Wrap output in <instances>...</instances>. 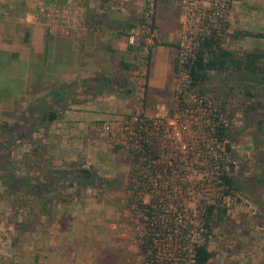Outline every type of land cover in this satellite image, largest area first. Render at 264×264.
<instances>
[{
	"label": "rangeland",
	"instance_id": "374dc122",
	"mask_svg": "<svg viewBox=\"0 0 264 264\" xmlns=\"http://www.w3.org/2000/svg\"><path fill=\"white\" fill-rule=\"evenodd\" d=\"M158 1L146 0L142 15L126 29L125 42L133 51L127 64L130 68L109 67V78H124L132 88L130 95L104 89L80 103L68 100L63 104L66 107L59 119L62 122L53 121L33 129L12 145L1 148L0 162L17 175L37 176L48 166L65 170L81 166L96 171L109 183L97 188L60 178L52 191L45 194L48 205L41 213L37 198L22 190L10 192L0 180V264H144L142 245H149L150 241L158 264L191 263L192 245L204 241L199 211L215 196L207 173L209 165L201 160L204 156L194 153L191 162L202 171L201 176L191 177L188 166L180 164V179L172 180L176 183L171 189H137L133 187L134 155L120 143L117 134H101L99 130L103 122L121 115L165 117L174 109L175 91L184 80L179 72L173 69L162 90H151L149 86L145 90L154 54L148 63L146 45L152 40L147 35L157 36L154 13ZM172 2V9H161L160 14H166L161 21L169 14L176 22L172 39L189 47L191 40L185 35L200 29L198 20L190 14L185 0ZM228 2L225 22L219 31L223 47L235 53L264 52V38L243 34L264 32V0ZM87 3L91 4V0H48L40 11L47 27L56 26L64 32L81 27ZM208 3L209 0L203 5ZM120 8L117 5L113 9ZM34 17L35 13L29 11L23 15L25 21ZM131 35L134 44L129 42ZM232 84L229 76L222 80L212 76L203 84L212 109H219L228 127V161L238 184L233 194L223 200L226 217L213 228L207 244L217 264H264V86L250 87L256 95L250 97ZM41 94L34 96L40 99ZM103 101L106 104L99 103ZM88 110L93 112L94 119L86 125L79 119L71 120ZM18 112L6 108L0 114V125L15 123ZM191 112L197 115L188 116L176 126L179 140L171 143L173 149H180L184 160L199 146L200 132L192 128L203 126L206 114L199 107ZM204 147L210 151L209 145ZM171 155L168 152L163 159ZM169 167L166 162L160 164L164 186L170 183L169 179L164 180ZM177 187L181 188L180 195L174 201L171 190L178 194ZM158 194L163 199L170 194L171 200L159 205ZM148 213H152L151 219Z\"/></svg>",
	"mask_w": 264,
	"mask_h": 264
},
{
	"label": "crops",
	"instance_id": "0c3cea01",
	"mask_svg": "<svg viewBox=\"0 0 264 264\" xmlns=\"http://www.w3.org/2000/svg\"><path fill=\"white\" fill-rule=\"evenodd\" d=\"M46 1L0 0V92H5L0 96V114L6 108L18 111L54 101L51 96L54 89L79 85L81 79H91L95 92H100L104 89L96 88L97 79L109 78L112 75L109 67L124 69L122 63L132 60L133 51L126 45L125 32L146 9V0H91L85 6L81 27L64 32L54 25L46 26L41 12ZM172 3V0H159L156 4L157 41L177 42L171 37L176 22L169 14L161 21L166 14H160L163 7L172 9ZM117 5L122 8L113 9ZM27 11L36 17L25 21L23 15ZM176 50L171 44L154 46L149 89L160 91L166 87ZM20 85L24 86L22 94L17 93ZM39 92H42L40 99L34 96ZM91 114L92 111H84L71 120L79 119L86 125L94 119Z\"/></svg>",
	"mask_w": 264,
	"mask_h": 264
},
{
	"label": "trees",
	"instance_id": "16d2710c",
	"mask_svg": "<svg viewBox=\"0 0 264 264\" xmlns=\"http://www.w3.org/2000/svg\"><path fill=\"white\" fill-rule=\"evenodd\" d=\"M154 29L151 24L150 30ZM128 33V31L126 32ZM244 35H252L264 38V32L253 34L245 31ZM153 43L146 45L147 55L146 59L149 63L153 48L157 44L168 45L171 44L177 49V56L174 58L173 69L178 71L179 66H182L187 77L188 91L196 93L201 98L205 96V89L203 84L216 76L222 80L225 77H232V86L242 90V92L250 97L256 96L250 91L253 85L264 86V52L260 50H245L239 53L232 52L223 47L220 33L211 30L208 34L197 38V43L192 49L190 55L185 56L184 60L179 62V42L157 41L151 34L147 35ZM125 70L130 68L129 65L122 63ZM79 85H75L73 89L64 86L61 89L53 90L51 96L54 101H49L44 104L30 105L28 108L21 109L16 117L15 123L9 125L4 122L0 125V150L1 148L12 145L15 140L25 137L28 132L36 128H43L53 121H57L62 117L63 104L70 101H81L90 99L95 89L91 86V79H81ZM19 86V85H18ZM23 85H20L18 94L23 93ZM100 89H116L118 92L125 95L132 93V88L128 82L123 78H103L97 79V87ZM148 85L145 84V90ZM63 90V91H62ZM5 92H0V96ZM7 94V93H6ZM220 113L217 109L214 118L216 125L213 127V135L215 140L223 146V151L229 153L231 150L229 144L230 133L226 123L218 117ZM221 114V113H220ZM148 151L145 148V153ZM134 155V163L139 157V154ZM144 153H142L143 155ZM152 157V156H151ZM155 157V156H154ZM219 174L217 176L219 184L222 187V196H230L237 189L238 184L235 182L231 171L233 166L229 163V171L224 170L223 165L219 166ZM60 178H69L76 180L78 184L89 185L91 187H102L108 185V181L98 175L96 171L85 168L75 167L73 169H54L53 167H46L41 174L32 177L17 175L8 170L4 164L0 162V180L6 189L10 192L24 191L39 200L37 206L39 211L44 213L48 201H44L45 194L51 192L55 183ZM219 202V203H218ZM226 207L220 201L204 205L201 214V228L203 231V242H196L192 245V258L190 264H217L213 260V253L208 248V237L212 233L214 227L219 226L226 217ZM150 215V214H149ZM154 233V232H153ZM151 242V241H150ZM145 254L144 264H158L156 250L149 247V245H142Z\"/></svg>",
	"mask_w": 264,
	"mask_h": 264
},
{
	"label": "built area",
	"instance_id": "2783aa9c",
	"mask_svg": "<svg viewBox=\"0 0 264 264\" xmlns=\"http://www.w3.org/2000/svg\"><path fill=\"white\" fill-rule=\"evenodd\" d=\"M185 2L188 5L190 14L196 15L200 29L186 33L185 38L191 40V45L189 47L180 43V51L178 55L180 63L184 60L185 56H188L190 53H192L191 51L197 43V38L208 34L211 30L219 32L222 29L229 4L228 0H209L207 5H203V2H208V0H185ZM132 37H134V35L130 36L131 41L129 42L134 44ZM179 67L180 69L177 72L184 76V80L182 85L180 84V87L178 86V89L175 91L174 109L169 115L165 117H148L132 114L121 115L113 120L110 119L111 121L108 120L109 122H103L99 130L101 134H117L121 144H124L133 153H140L139 157L136 159L133 170V187L137 189L151 188L157 189L159 192H163L166 190V188L171 189V187H173V183H176V181L172 180L180 179V164L188 166V172L192 173L191 177L201 176L202 171L196 170L193 167L194 163L191 162L194 160V153H198L199 155L202 154L204 156V158L201 159L203 160L202 162H205L209 165L207 173L210 176L209 182H211L213 186L215 196L211 202L204 203L201 206L200 211L198 210L200 214L199 224L201 228V214L204 205L220 201L222 205L225 206L223 204V200L226 197H230L222 196V187L220 186L219 180L217 178L221 163L224 170L229 171V155L223 151V146L215 140L213 135V127L216 125L213 117L215 116L216 110L212 109L211 103L208 100L206 94L204 97L199 98L196 93L186 89L187 77L182 66ZM197 107L205 111L206 114L205 117H203V126L197 127L194 125L192 129L193 131L197 129L200 132V141H202L203 145H201V142L199 141V146L193 149L191 154L187 155L184 160L180 149H173L171 143L179 140L176 126L179 127L183 119L187 118L188 116L193 117V114L196 113L191 112V110ZM218 117L222 119L220 113L218 114ZM175 122L177 125H175ZM205 144L209 145L210 151L204 147ZM145 148L148 149L146 153ZM168 152L173 153V155L164 160L163 158L168 154ZM142 153L144 154L142 155ZM165 162L170 165L169 175L164 177V180L169 179L170 183L168 186L162 185L161 182V176L163 175L164 171L162 168H160V164ZM203 174L205 173L203 172ZM177 186L181 187V185ZM180 187H177L178 194H175L173 190H171V195L173 199H175L174 201H177L180 195ZM186 187L187 186H184V188ZM169 197L170 194L168 195V199H163L162 196L158 194L156 201L159 203V205L162 203L165 205L168 203L165 202L166 200H171ZM152 213H150V215L149 213L147 214L149 219L153 217Z\"/></svg>",
	"mask_w": 264,
	"mask_h": 264
}]
</instances>
